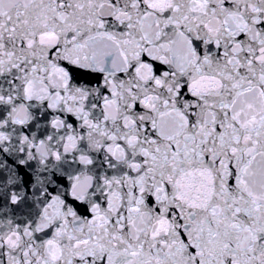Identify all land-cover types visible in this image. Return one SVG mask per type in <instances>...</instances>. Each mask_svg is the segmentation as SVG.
I'll return each instance as SVG.
<instances>
[{
  "label": "snow or ice",
  "instance_id": "6c2138e0",
  "mask_svg": "<svg viewBox=\"0 0 264 264\" xmlns=\"http://www.w3.org/2000/svg\"><path fill=\"white\" fill-rule=\"evenodd\" d=\"M0 264H264V0H0Z\"/></svg>",
  "mask_w": 264,
  "mask_h": 264
}]
</instances>
